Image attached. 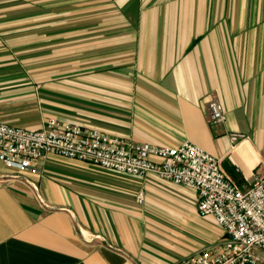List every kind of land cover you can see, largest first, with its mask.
<instances>
[{
	"label": "crops",
	"instance_id": "0c3cea01",
	"mask_svg": "<svg viewBox=\"0 0 264 264\" xmlns=\"http://www.w3.org/2000/svg\"><path fill=\"white\" fill-rule=\"evenodd\" d=\"M47 117L188 141L245 185L264 174V0H0V121ZM215 223L194 190L155 175L54 154L23 170L0 161V264H172L224 240Z\"/></svg>",
	"mask_w": 264,
	"mask_h": 264
},
{
	"label": "built area",
	"instance_id": "2783aa9c",
	"mask_svg": "<svg viewBox=\"0 0 264 264\" xmlns=\"http://www.w3.org/2000/svg\"><path fill=\"white\" fill-rule=\"evenodd\" d=\"M207 122L217 133L226 112L216 98L207 102ZM234 144L242 136L227 134ZM54 154L130 176L155 175L197 193V209L213 217L225 239L172 264H264V174L238 185L221 162L188 141L176 146L136 143L77 123L47 117L41 127H16L0 121V161L20 170ZM44 205L38 185L24 180ZM139 192L138 201L142 202Z\"/></svg>",
	"mask_w": 264,
	"mask_h": 264
},
{
	"label": "rangeland",
	"instance_id": "374dc122",
	"mask_svg": "<svg viewBox=\"0 0 264 264\" xmlns=\"http://www.w3.org/2000/svg\"><path fill=\"white\" fill-rule=\"evenodd\" d=\"M99 4H100V3H99ZM102 5H104V3H102ZM99 12H101V11H100V10H96L95 13H94V15L98 14ZM102 12L104 13V7H103V11H102ZM93 19H94V23H95V22H101V21H103V23H104V18H103V20H102L100 14H98L97 16H94ZM103 25H104V24H103ZM46 55H47V52H46ZM214 222H215V220H214ZM215 225L219 227V225H218L217 223H215ZM219 228H220V227H219ZM220 230H221V236L223 237L224 233H222V229H221V228H220Z\"/></svg>",
	"mask_w": 264,
	"mask_h": 264
}]
</instances>
